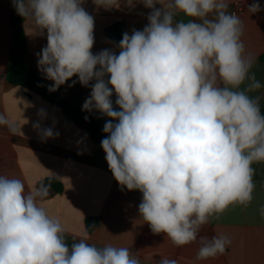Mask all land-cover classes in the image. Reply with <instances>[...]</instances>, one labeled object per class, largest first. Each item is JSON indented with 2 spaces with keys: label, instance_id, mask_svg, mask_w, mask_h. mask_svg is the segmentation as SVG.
Listing matches in <instances>:
<instances>
[{
  "label": "clouds",
  "instance_id": "9594fccd",
  "mask_svg": "<svg viewBox=\"0 0 264 264\" xmlns=\"http://www.w3.org/2000/svg\"><path fill=\"white\" fill-rule=\"evenodd\" d=\"M93 2L120 7V0ZM140 2L152 10L149 23L124 33L117 55L91 51L94 18L83 0H12L37 33L46 30L38 69L54 82L49 91L74 76L83 86L95 81L82 110L110 118L101 147L119 185L142 193L140 216L177 247L198 243L195 260L205 261L225 254L232 240L199 236L201 228L254 199L252 165L264 163V97L249 93L262 85L251 72L244 25L229 11L230 0ZM248 11L258 12L260 5ZM0 125L17 134L3 113ZM40 135L52 138L54 132L44 128ZM50 188L40 181L26 190L20 179L0 175V264H141L126 247L96 246L87 238L69 246L60 221L42 207ZM259 213L264 218V205ZM159 264L177 261L162 257Z\"/></svg>",
  "mask_w": 264,
  "mask_h": 264
},
{
  "label": "crops",
  "instance_id": "0c3cea01",
  "mask_svg": "<svg viewBox=\"0 0 264 264\" xmlns=\"http://www.w3.org/2000/svg\"><path fill=\"white\" fill-rule=\"evenodd\" d=\"M253 3L260 5V11H248ZM82 7L94 18L93 54L107 49L118 55L123 34L142 31L149 23L147 17L152 11L140 0H133L132 6L127 0H120L119 8L110 9L98 7L93 0H83ZM12 9L11 0H0V113L18 129L17 134L12 135L6 125H0V175L20 179L26 190L33 189L40 181L49 184V179L62 184V190L50 184L49 196L42 202V207L50 217L60 221L69 246L80 238H87L96 246L126 247L138 254L141 264H159L162 257L174 259L177 264H193L194 261L195 264H264V218L259 213L260 206L264 205V163L252 165L256 184L252 203L247 208L230 207L220 219L213 217L199 232V236L209 238L216 234L230 237L232 243L225 254L196 261L198 243L177 247L166 234L152 232L138 210L142 193L119 185L108 167L103 148L88 130L42 97L8 83L6 77L13 41ZM229 11L243 22L241 39L254 60L251 72L262 85L249 95L264 97V61L260 60L264 54V0H230ZM177 18L183 19L182 16ZM23 27L28 64L51 86L54 82L38 69L39 54L47 46L46 30L41 35L25 20ZM109 31L114 42L107 35ZM94 83L90 81L88 86H83L74 76L55 92L82 110ZM247 84L245 81L241 90ZM111 99L114 109L119 111L115 93ZM263 109L264 98L261 111ZM41 110L43 117L39 115ZM82 111L100 123L105 124L110 119L94 109ZM36 124L40 129L34 127ZM44 128H52L54 136L42 138L40 130ZM93 217L100 223L89 230L86 220Z\"/></svg>",
  "mask_w": 264,
  "mask_h": 264
},
{
  "label": "trees",
  "instance_id": "16d2710c",
  "mask_svg": "<svg viewBox=\"0 0 264 264\" xmlns=\"http://www.w3.org/2000/svg\"><path fill=\"white\" fill-rule=\"evenodd\" d=\"M23 22L24 18L18 15L13 7L11 17L13 41L10 48V67L6 77L8 83L14 86L22 87L29 94L38 95L46 102L56 106L67 117L79 126L88 130L95 142L101 146V141L108 135L103 131L104 123L91 119L78 107L62 98L57 92L49 91L50 85L47 81L40 75L39 72L29 66L26 58L27 43ZM107 35L114 42V37L110 31ZM260 60L264 61V54L260 57ZM261 113L264 115V109ZM48 183L57 187L59 190H62V184L57 180L49 179ZM99 223L100 220L94 217L86 220L89 230L97 227Z\"/></svg>",
  "mask_w": 264,
  "mask_h": 264
}]
</instances>
